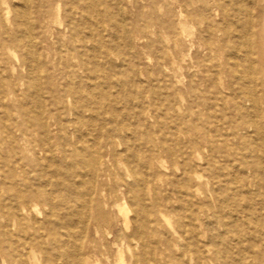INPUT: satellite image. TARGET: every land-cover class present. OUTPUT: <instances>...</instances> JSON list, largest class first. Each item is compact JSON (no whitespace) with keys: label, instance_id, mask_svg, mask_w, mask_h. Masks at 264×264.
I'll use <instances>...</instances> for the list:
<instances>
[{"label":"bare ground","instance_id":"bare-ground-1","mask_svg":"<svg viewBox=\"0 0 264 264\" xmlns=\"http://www.w3.org/2000/svg\"><path fill=\"white\" fill-rule=\"evenodd\" d=\"M14 1H19V5H12ZM250 1L173 0L162 15L158 10L161 17L156 18L152 29L144 26L141 7L138 27L148 29L151 36L164 33L171 37L173 46L166 54H158L154 73L135 71L133 80L140 84L141 92L130 101V112L123 108L119 114L110 109L109 103L102 102L108 93L93 96L91 82L93 78L98 82L101 79L99 75L93 77L92 72L100 65L92 66L89 58L108 30L117 31L110 10L120 8L118 0H99L105 8L98 12L93 4L82 0H0V108L6 114L8 103H19L20 115L35 116V127L44 142L49 144L53 134L60 148L25 149L23 155L21 149L9 150L13 168L0 175V264H100L83 252V246L78 245L81 237L75 231L80 226L85 231L92 226L97 233L103 231L106 238H111L110 226L116 213L122 218L125 232L133 230L124 241L142 249L141 255L134 254L135 264H264V220L259 227L240 217L237 209L229 214L239 218L236 221L226 222L222 212L214 215V224L222 227L225 234L234 227L238 230L234 243L241 247L233 259L228 256L231 242L223 234L218 233V242L215 235L209 242H202L203 209L199 205L191 207L192 192L183 187L190 184L192 176L200 178L193 160V150L199 149L198 132L205 129L198 121L200 107L213 109L222 104L217 99L206 102L204 94L215 92L217 87L232 91L240 78L236 75L239 63L235 56L239 54L238 42L244 37L232 30L243 29L245 23L240 17L248 15ZM50 3L53 6L48 10ZM92 13L97 14L93 22ZM196 19L204 25L198 43L207 51V59L198 62V58L195 64L184 67L188 55L182 46L194 35L192 25ZM248 24L252 28V19ZM244 29V35H249L250 30ZM42 40L46 43L44 49L39 47ZM98 51L100 56L107 54L101 45ZM222 51H228L229 57L224 64L211 58H218ZM251 55V50H247L243 60L248 62ZM168 62L173 66L169 70L172 76L163 73ZM252 70L249 66V72ZM187 71L189 84L185 88L193 101L186 114L178 117L179 124H187L179 131L183 141L173 132L171 145L159 134V142L155 143L145 115L155 125L168 121V115L172 120L167 125L174 123L181 111L176 106V96L186 99L174 84L184 85ZM155 75H161L164 84H173L162 86L158 79L154 81ZM142 76L149 80L147 87L142 84ZM249 80L250 84L257 83L252 76ZM216 94L224 101L234 99V95L226 98L219 90ZM31 103L37 108H31ZM246 104L249 109L237 102L236 110L243 127L249 125L254 131L256 120L264 118V101L254 95ZM190 114L197 118L191 121ZM141 128L147 131L142 133ZM15 131L21 133V141L26 144L22 128L16 125ZM87 134L97 135L96 141L88 140ZM233 137L238 138V134ZM131 140L137 144L128 146ZM65 142L75 147L73 152L68 153L61 146ZM213 150L222 153V149ZM55 151L63 156L61 160L54 158ZM19 154L21 157L16 158ZM10 160L0 157V169ZM41 160L49 161V167L41 166ZM166 160L170 161V168ZM247 186L243 179L239 180L238 192L250 195ZM256 188L264 189V184H257ZM218 203L222 211L226 199ZM261 207L264 210L263 204ZM168 216L174 217L175 222ZM158 219L165 220L171 231L160 232ZM245 224L252 231L242 230ZM117 251L118 264H129L124 250Z\"/></svg>","mask_w":264,"mask_h":264},{"label":"rangeland","instance_id":"rangeland-1","mask_svg":"<svg viewBox=\"0 0 264 264\" xmlns=\"http://www.w3.org/2000/svg\"><path fill=\"white\" fill-rule=\"evenodd\" d=\"M118 1L120 2V8L115 9L113 7V9L110 10L113 11L112 20L116 23L117 31L108 30L105 39L97 44L89 58L90 61H92V66H96L95 64L98 63V65H100L99 67L96 66L92 72L93 77L99 75L101 79V82H98L96 78H93L91 82L90 87L93 96L96 98L100 92H103V94L108 93L109 97L104 96L102 102L104 104L109 103L110 109L120 114L123 108L126 109L125 111L130 112L132 107L130 101L141 92L139 87L140 84H136L133 80L135 71L142 70L143 73L146 74L148 72L154 73L157 70L155 65L158 54H166L169 47L173 46L171 37L166 36L164 33H159L156 36H151L147 33L148 29H152V26L155 25L156 18L158 16L161 17L169 6V2L173 0H165V2L159 0H146L144 4H140L141 0ZM19 3V1H14L12 5H19ZM82 3L93 4L97 12L105 8V6H101L99 0H89L88 2L87 0H82ZM160 5L161 9L159 8ZM52 6L51 3L47 4L48 10H51ZM141 7H144L143 24L148 27L147 30H141L138 27V21L141 18L139 16ZM158 10H160L161 15H159ZM247 10L248 15L240 17L243 23H245L243 24V29L238 28L236 31L232 30L234 34L244 37L241 42H238L239 54L235 56V59L239 63V67L236 69V75L242 80H239L240 78L238 79V82L232 86V91H222L217 87L215 92L204 94L206 102H208L209 99L210 102L213 101L212 99H217L216 101L222 104L213 109L205 105H201L200 107L199 112L201 115L198 121L205 129L198 132L199 149L193 150V160L195 165L198 166L196 169L200 178L195 179L192 176L190 184L183 185L190 193L192 192V195L189 197L192 202L191 207L199 205L203 209L204 213L201 216L203 225L200 227V232L203 236L202 242H209L212 235H215L218 242V233L223 234L228 242H231L228 243L232 249L228 256L233 259L237 258V252L241 247L240 244L234 243L238 230L234 227L229 234H225V230L222 227H218L214 224L216 221L214 215L222 212L226 222L236 221L239 218L236 216L230 217L229 214L234 213L237 209L238 212H240V217H246L248 220L258 223L259 227L262 226V221L264 220V210L261 207L262 204L264 205V189L258 190V188H256L257 184H264V118L256 120L255 126H257V129L255 128L253 131L249 125L243 127V119L236 110L237 102L245 104L246 108L249 109L246 100L254 95L264 101V0H251L248 3ZM34 13L37 14V9H35ZM91 17V22H93L97 14H93ZM249 19H252L253 29L248 24ZM216 21H218V19ZM194 23L195 24L192 25V33L194 35L190 37L192 40L189 38L188 42H185L184 46H182V50L188 55L187 63L183 65L184 67L189 66L191 62L195 64L198 58V62L207 59V51H205L204 48H200L198 43L200 38L199 34L204 29V25L197 21V19ZM244 28L250 30L249 35H244L245 31H247ZM54 29L58 30V27L55 26ZM224 39L225 36L223 35L222 41ZM222 41L221 44L223 43ZM192 44H194V46L191 48L190 45ZM100 45L107 51V54L104 56H100L99 54L98 49ZM147 45H152V47H147ZM45 46L46 43L44 40L40 41V49H44ZM143 46H145V49H142V51L141 47ZM249 49L252 55L247 62L243 60V56ZM9 58L11 63L14 64L15 61L13 56ZM211 58L215 59V61L219 59V62L224 64L229 60L228 51H222L218 58L214 56ZM251 61L254 62V64H252ZM206 64L208 65L209 63ZM249 66L253 68L252 73L249 72ZM167 68L168 69L165 70L163 69V73L172 76L173 73H169V70L173 69L170 62L167 63ZM176 68L177 67H175V69ZM19 73H21L20 70ZM184 73H186V77L182 80V82L184 81V85L179 83L174 84L176 91H182L186 96L185 101H182L179 95L176 96V106L181 108V111L177 113V118L173 119L174 123L171 124V126L167 125V122L171 123L172 120L170 119L172 116L168 115V121H161V124L155 125L154 120L148 119L147 113L145 115L148 131L155 143L159 142V136H157V134H159L160 138L166 139L168 144L171 145L173 132L177 133L178 138L183 141V137L180 135L179 131L181 126L186 128L187 124L180 123L182 124L180 125L178 117H182L186 114L187 108L193 101V98L187 95V88H185L189 84V72L187 71ZM251 76L256 80V84H250L249 79ZM155 79H158L162 86L169 85V83L173 84V82L164 84V78L161 75H155L154 81ZM141 81L143 86L147 87L149 85V80L146 76H142ZM226 84H228V78L226 79ZM25 90L26 87H24V91ZM218 90L223 93L226 98L234 95V99L229 98L228 101H224L221 95L216 94ZM40 104H42L43 107L45 106L49 111L53 110L51 106L45 105L44 103ZM30 107L33 109L37 108L35 103H31ZM7 110V113L4 114L0 108V157L10 160V156H12L9 151L10 149H21L22 155L25 149H60L53 134H51V140L48 142L49 144L44 142L42 135L35 127V116L30 115L26 118L25 115H20L21 105L19 103H8ZM189 117L191 121L197 118L194 114H190ZM16 125L22 128L24 137L27 141L26 144L24 141H21V133L15 131ZM242 128L246 129L241 130ZM139 130L142 133L147 131L145 128ZM203 133H207V135ZM234 133L238 134V138L233 137ZM96 137L97 135L93 136L87 134V139L92 140V142L93 140L96 141ZM65 139H67V137H65ZM133 144L137 143L133 140L128 142V146ZM61 146L65 147L68 153L73 152L75 148L66 142ZM213 149H222V153H218ZM55 153L54 158L56 160H61L63 156L56 151ZM21 154L15 157H21ZM48 159H50V155ZM48 162L49 161L41 160L40 164L48 168ZM12 164L10 160L8 161V165L6 164L5 167L3 165L2 169H0V175H3V172L9 168H13ZM166 166L169 168L171 167L169 160H166ZM120 171H124V169L120 168ZM17 172L20 173L21 170ZM29 177L31 179L35 178L34 176ZM234 178L236 180L238 178V180L236 181ZM241 179L247 183V191L252 196L243 194L240 191L238 192L239 180ZM137 199L139 200L138 202L141 201L140 195ZM220 199H226L222 211H220L218 203ZM168 219L175 222L172 216H168ZM158 220L160 222L157 229L160 232L171 231V228L166 224L167 222L165 220ZM241 229L252 231L253 228L245 224ZM110 232L111 238H106L103 231H99V234L92 226H90L87 231L83 230L81 226L75 231V233L81 237V241L78 242V245L83 246V252L91 255L93 259L99 260L100 264H118V248L124 250L126 260L129 264H135L136 259L134 258V254L141 255L142 249L138 248V245L133 242L131 244V241H124V237L131 235L133 230L129 233L125 232L122 226V218L117 213L116 220L111 223ZM154 238L157 239V237ZM115 244L117 246H115ZM257 250L258 249H256V251ZM147 254L149 258L151 256L149 249Z\"/></svg>","mask_w":264,"mask_h":264}]
</instances>
